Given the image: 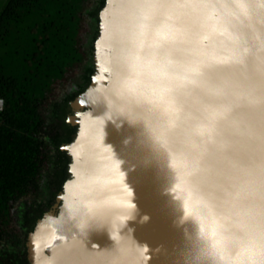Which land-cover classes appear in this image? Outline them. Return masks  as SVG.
<instances>
[{
    "label": "clouds",
    "instance_id": "obj_1",
    "mask_svg": "<svg viewBox=\"0 0 264 264\" xmlns=\"http://www.w3.org/2000/svg\"><path fill=\"white\" fill-rule=\"evenodd\" d=\"M125 8L90 100L162 169L189 264H264V40L238 0Z\"/></svg>",
    "mask_w": 264,
    "mask_h": 264
},
{
    "label": "water",
    "instance_id": "obj_2",
    "mask_svg": "<svg viewBox=\"0 0 264 264\" xmlns=\"http://www.w3.org/2000/svg\"><path fill=\"white\" fill-rule=\"evenodd\" d=\"M131 2L108 0L93 82L64 106V120L78 127L75 139L62 147L71 156V177L30 233V264H189L185 229L176 223L162 169L137 145L126 123L104 125L106 105L90 100L92 86L107 79L105 37ZM244 2L256 39L264 40V0ZM86 190L91 206L82 199Z\"/></svg>",
    "mask_w": 264,
    "mask_h": 264
},
{
    "label": "trees",
    "instance_id": "obj_3",
    "mask_svg": "<svg viewBox=\"0 0 264 264\" xmlns=\"http://www.w3.org/2000/svg\"><path fill=\"white\" fill-rule=\"evenodd\" d=\"M107 3L9 0L0 11V43H17L11 52L15 69L8 71L0 60L6 102L0 113V264H30V233L71 177V156L62 147L78 127L64 120V106L93 82ZM47 193L53 196L36 209ZM22 202L34 210L24 221L17 208Z\"/></svg>",
    "mask_w": 264,
    "mask_h": 264
},
{
    "label": "rangeland",
    "instance_id": "obj_4",
    "mask_svg": "<svg viewBox=\"0 0 264 264\" xmlns=\"http://www.w3.org/2000/svg\"><path fill=\"white\" fill-rule=\"evenodd\" d=\"M8 1L9 0H0V11L8 3ZM16 44H17L16 42L15 43L14 42L12 43L11 41H8V40H6L5 42L3 41V43H0V60L4 64H6L7 70L10 71V72L13 71L15 69V67H16V65H14V63L12 61L13 58H12V53H11L13 46L16 45ZM77 85H78L77 82L73 83L71 85V87H70V90L71 91H74V89L77 87ZM82 93H83V91L81 92V94ZM51 191H53V190H51ZM51 196H53V195H51ZM51 196H50L49 193H47V196L44 198L43 202L36 205V209L40 208L41 205L46 204L47 203V200H49ZM55 201L56 200L54 199V202ZM29 205H30V203H28V202H22V203H20L18 205L17 208H18V211H19V216H20L21 221H24L25 220L24 215H23L24 214L23 211H27L31 215L33 214V211L34 210L31 211V212L28 210V206Z\"/></svg>",
    "mask_w": 264,
    "mask_h": 264
},
{
    "label": "snow or ice",
    "instance_id": "obj_5",
    "mask_svg": "<svg viewBox=\"0 0 264 264\" xmlns=\"http://www.w3.org/2000/svg\"><path fill=\"white\" fill-rule=\"evenodd\" d=\"M264 6V5H262ZM249 5L247 3L244 2V0H238V9L245 15H248L249 14ZM212 30L213 31H216V30H220V31H223L224 29H217V26L215 24L212 25ZM160 35L162 36H165V37H168L170 35H174V30L172 29L171 26H165L164 29L161 30V32L159 33ZM206 38V37H205ZM218 59H226V58H218ZM106 71V70H105ZM86 101L84 100H80L79 101V104H85ZM71 119V118H70ZM85 183H87V181H85ZM82 195V199H83V202L87 205V206H91L92 205V201L88 198V195H87V190L85 192H82L81 193ZM213 235H216V228H215V225L213 226ZM217 243H220V241H217Z\"/></svg>",
    "mask_w": 264,
    "mask_h": 264
},
{
    "label": "built area",
    "instance_id": "obj_6",
    "mask_svg": "<svg viewBox=\"0 0 264 264\" xmlns=\"http://www.w3.org/2000/svg\"><path fill=\"white\" fill-rule=\"evenodd\" d=\"M5 105H6L5 98L0 97V113L4 110Z\"/></svg>",
    "mask_w": 264,
    "mask_h": 264
},
{
    "label": "flooded vegetation",
    "instance_id": "obj_7",
    "mask_svg": "<svg viewBox=\"0 0 264 264\" xmlns=\"http://www.w3.org/2000/svg\"><path fill=\"white\" fill-rule=\"evenodd\" d=\"M70 92H72V91L70 90ZM23 213H24V214H23V215H24V217H25V216H27V217H28V216H30V215H31V214H29L27 211H23ZM25 218H26V217H25Z\"/></svg>",
    "mask_w": 264,
    "mask_h": 264
}]
</instances>
